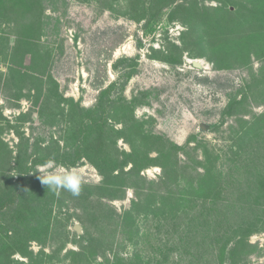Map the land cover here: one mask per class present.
Wrapping results in <instances>:
<instances>
[{
  "label": "rangeland",
  "instance_id": "obj_1",
  "mask_svg": "<svg viewBox=\"0 0 264 264\" xmlns=\"http://www.w3.org/2000/svg\"><path fill=\"white\" fill-rule=\"evenodd\" d=\"M111 85L112 112L87 135L100 140L92 155L105 161L103 169L84 158L65 165L83 146L82 110L93 109ZM262 115L264 0H0V187L18 180L21 157L28 168L40 161L35 175L80 189L40 188L48 206L45 245L32 241L23 252H42L46 264H112L116 254L125 264H264V187L261 195L244 194L247 183H259L258 171L264 178V129L233 140ZM164 153L184 167L181 189L212 168L216 201L194 199L177 216L143 207L123 228L116 215L134 212L138 192H176L174 182L154 184L165 176L160 164L171 163L160 160ZM105 173L116 176L112 185ZM24 227L1 223L0 240L7 228L14 236ZM239 227L252 248L221 253L224 234ZM8 257L0 264L29 262L19 253Z\"/></svg>",
  "mask_w": 264,
  "mask_h": 264
},
{
  "label": "trees",
  "instance_id": "obj_2",
  "mask_svg": "<svg viewBox=\"0 0 264 264\" xmlns=\"http://www.w3.org/2000/svg\"><path fill=\"white\" fill-rule=\"evenodd\" d=\"M115 68V67H114ZM114 85L109 86L108 88L104 89L101 91L99 97H98V103L97 105L90 110H82L84 113L83 115V120L80 123L81 126V131H86V133L80 138H82V149L83 152L85 153L82 156V149L81 146H78L76 150V156L73 158L72 161L67 163V160L65 161V165L75 167L80 163V161L84 159H90L92 161V164L98 169L102 170L103 166L102 163L105 161H100L98 158H93L92 154H97L99 152V149H101V143L100 140L96 139L94 142L93 140L88 141V133L91 130H96L98 129L102 124L107 122L108 120V115L112 112V102L109 99V94L113 91ZM248 99V95H245L244 99L241 100H235L233 101L230 106L228 111H232L237 105L240 106L245 102V100ZM264 125V115L259 116L258 118L256 117V120L253 121L252 125L249 126L248 130H241L237 132L233 138L235 142L241 143L243 140L244 135H250L252 131H257V129H264L262 126ZM99 130V129H98ZM80 131V132H81ZM245 135V136H246ZM79 139V138H78ZM80 145V144H79ZM99 148V149H98ZM133 153V152H132ZM163 153V152H161ZM137 152L135 155L133 154H126V159L122 162V164H118L113 166L111 168V173H114L116 169L121 168L123 171L124 166L126 163L130 162L131 160L135 161L133 159V156H136ZM160 160H164L166 163H170L167 166L163 164V162L160 164L164 169H166L165 176L162 178L158 183L156 184V187L164 185L170 186L172 182L176 183L177 190L174 194L167 193L166 190L165 193L163 190L159 191L158 188L154 189V192H146L145 196L142 192H138V197L139 199L134 202V207L133 211L134 212H126L124 216L120 217L116 214V218L114 221H118L122 223V227L124 228H130V226L127 225V221L131 222L133 218H135V221L137 222L138 216H135L139 214V211L143 207H149L150 205H153L157 207L156 209L158 211H161L162 214H171L173 216H177V210L179 211V207L182 205L186 204L188 207L191 206L193 207V201L195 200H201L204 202V204H211L213 205L214 202L216 201L213 196L214 189L216 187V184L218 185V178L217 175H215V172H213L212 168H207V171L205 173H200L197 172L199 182L198 184L196 183L195 178L191 175L190 181L187 183L185 187L182 189L181 187V179L179 178V172L185 171L184 167L179 165V161H173L171 158V155L168 153L161 154ZM60 161V160H56ZM100 161V162H99ZM138 161V160H137ZM25 160H23L21 157H18V172H19V178L17 181H5V184L9 185L8 189L7 188H2L0 187V224H3V228L5 227V224L7 225H15L17 223H22L25 221V227L14 230V236L9 234L10 230L7 228L5 231L6 233V238L4 241H1L2 244L0 243V256L5 255V257H12L14 256L15 253H19L21 256H24L28 258L29 262L28 264H46L47 261H44V258H41L40 255H35L33 252L30 254L26 253L24 254L23 250L28 248L30 242L36 241L42 245H45L42 243V235H44L45 229H47V226L45 225V217L44 213H46V206L45 200H46V195L45 193L40 190L41 186L44 185L41 181L43 178H41L40 174L37 173V175L34 174L36 171V168L38 164L40 163L39 160H33L32 167H27L25 166ZM106 162L110 165L114 163L113 161L106 160ZM141 162V161H139ZM174 162V163H172ZM125 164V165H124ZM138 164V162H136ZM143 165V164H142ZM120 166V167H118ZM110 173V176L107 178L106 173L104 174V177L107 179L105 180V184L112 185L113 181L115 182V177L112 176ZM124 176L127 175H133V176H138V173H131V172H123ZM174 173V175H172ZM256 175L258 176L259 183H247L242 190H244V194L247 191V194L249 195L250 198L254 197L256 194L261 195V191H259L260 186L264 187V178L263 174L261 172H257ZM141 179L144 181L145 179L141 177ZM175 179V180H173ZM140 180V179H138ZM173 180V181H172ZM170 183V184H169ZM189 188V189H187ZM108 189V188H104ZM163 191V192H162ZM220 191L223 193L222 186L220 187ZM204 193L202 196L203 198H194L195 194L197 193ZM243 192V191H242ZM160 194V199L158 201L157 195ZM172 195V196H171ZM155 198V200H153ZM46 206V207H45ZM195 209V208H194ZM138 211L136 214L135 212ZM29 213H31L32 217L29 218ZM37 213V214H36ZM41 213V214H38ZM43 213V215H42ZM51 211L49 212V214ZM47 213V215H49ZM131 219V220H129ZM4 220V223L3 221ZM134 222V224L136 223ZM210 223V222H209ZM209 223L206 222L204 223L203 226H209ZM241 226V225H240ZM241 227L238 229H233L230 232H226L225 235V241L221 244L220 249L223 248L221 253H224V251L227 249V252H230L233 255H239L241 252H243L245 247L252 248L250 244H247L244 242L245 240L242 238L241 234H238L237 231H240ZM131 231V229H130ZM123 233H125V230H123ZM223 235V236H224ZM237 239L233 245L229 246L232 239ZM93 243V239L89 240V244ZM27 247V248H25ZM229 247V248H228ZM47 257V255L45 254ZM49 256V255H48ZM52 257V256H49ZM126 260L124 258H120L118 254L115 255V260L112 264H125ZM129 262V261H128ZM10 263V262H9ZM22 264V263H21ZM235 264V261H234Z\"/></svg>",
  "mask_w": 264,
  "mask_h": 264
},
{
  "label": "clouds",
  "instance_id": "obj_3",
  "mask_svg": "<svg viewBox=\"0 0 264 264\" xmlns=\"http://www.w3.org/2000/svg\"><path fill=\"white\" fill-rule=\"evenodd\" d=\"M43 184L48 185L52 190H57L61 187H67L73 195H79V187L76 185L68 186L63 183L58 177L49 176L41 181Z\"/></svg>",
  "mask_w": 264,
  "mask_h": 264
},
{
  "label": "water",
  "instance_id": "obj_4",
  "mask_svg": "<svg viewBox=\"0 0 264 264\" xmlns=\"http://www.w3.org/2000/svg\"><path fill=\"white\" fill-rule=\"evenodd\" d=\"M191 62H192V64H193L194 67H196V68H202V65H201V63L199 61L194 60V61H191ZM74 229H75V231L77 233H81L82 232V228L79 225H76Z\"/></svg>",
  "mask_w": 264,
  "mask_h": 264
}]
</instances>
